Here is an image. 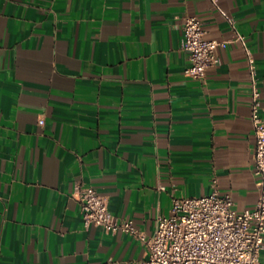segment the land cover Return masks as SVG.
<instances>
[{"label": "crops", "instance_id": "obj_1", "mask_svg": "<svg viewBox=\"0 0 264 264\" xmlns=\"http://www.w3.org/2000/svg\"><path fill=\"white\" fill-rule=\"evenodd\" d=\"M233 43L185 75L184 22ZM253 79L264 119V0H0V264H141L146 246L86 227L80 189L153 235L173 200L260 198ZM264 262V248L261 251Z\"/></svg>", "mask_w": 264, "mask_h": 264}, {"label": "built area", "instance_id": "obj_2", "mask_svg": "<svg viewBox=\"0 0 264 264\" xmlns=\"http://www.w3.org/2000/svg\"><path fill=\"white\" fill-rule=\"evenodd\" d=\"M228 39L206 38L204 24L196 16L185 19L183 49L190 64L185 75L204 81L207 71L221 63L220 53L233 43L247 52L249 70L256 73L255 58L245 37L234 26ZM261 93L253 79L252 123L255 133V173L260 177V198L252 210L239 211L230 194H220L216 181L212 193L173 200L169 215H158L152 236L139 233L134 219L114 215L96 187L80 189L81 213L86 227H100L108 234L124 233L140 240L148 250L141 264H264V119Z\"/></svg>", "mask_w": 264, "mask_h": 264}]
</instances>
